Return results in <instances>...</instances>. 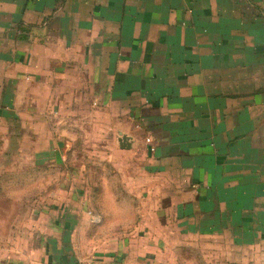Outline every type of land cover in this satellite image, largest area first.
<instances>
[{"label": "crops", "instance_id": "1", "mask_svg": "<svg viewBox=\"0 0 264 264\" xmlns=\"http://www.w3.org/2000/svg\"><path fill=\"white\" fill-rule=\"evenodd\" d=\"M3 202L0 264H264V0H0Z\"/></svg>", "mask_w": 264, "mask_h": 264}, {"label": "rangeland", "instance_id": "2", "mask_svg": "<svg viewBox=\"0 0 264 264\" xmlns=\"http://www.w3.org/2000/svg\"><path fill=\"white\" fill-rule=\"evenodd\" d=\"M2 205H4V206L0 210L1 211V214H3L4 216H8L11 213V211H12V209L10 208V203L3 202ZM200 259L201 258H192L190 264L199 263L200 262Z\"/></svg>", "mask_w": 264, "mask_h": 264}, {"label": "built area", "instance_id": "3", "mask_svg": "<svg viewBox=\"0 0 264 264\" xmlns=\"http://www.w3.org/2000/svg\"><path fill=\"white\" fill-rule=\"evenodd\" d=\"M87 215H88L89 220H90V222L92 224L97 225V224H100L101 223V219L98 216L94 215L93 213L88 212Z\"/></svg>", "mask_w": 264, "mask_h": 264}]
</instances>
